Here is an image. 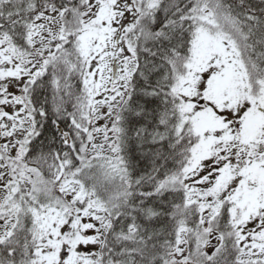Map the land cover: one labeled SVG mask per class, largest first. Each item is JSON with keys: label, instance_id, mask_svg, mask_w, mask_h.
Masks as SVG:
<instances>
[{"label": "snow or ice", "instance_id": "obj_1", "mask_svg": "<svg viewBox=\"0 0 264 264\" xmlns=\"http://www.w3.org/2000/svg\"><path fill=\"white\" fill-rule=\"evenodd\" d=\"M0 264H264V0H0Z\"/></svg>", "mask_w": 264, "mask_h": 264}]
</instances>
